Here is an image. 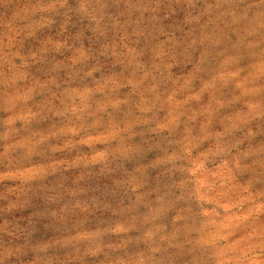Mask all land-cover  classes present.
<instances>
[{"label": "rangeland", "instance_id": "374dc122", "mask_svg": "<svg viewBox=\"0 0 264 264\" xmlns=\"http://www.w3.org/2000/svg\"><path fill=\"white\" fill-rule=\"evenodd\" d=\"M0 264H264V0H0Z\"/></svg>", "mask_w": 264, "mask_h": 264}]
</instances>
